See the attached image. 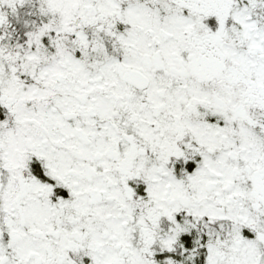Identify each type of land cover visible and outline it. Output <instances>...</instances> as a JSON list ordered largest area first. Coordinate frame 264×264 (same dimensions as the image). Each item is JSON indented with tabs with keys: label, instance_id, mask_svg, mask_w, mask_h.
<instances>
[{
	"label": "snow or ice",
	"instance_id": "snow-or-ice-1",
	"mask_svg": "<svg viewBox=\"0 0 264 264\" xmlns=\"http://www.w3.org/2000/svg\"><path fill=\"white\" fill-rule=\"evenodd\" d=\"M0 264H264V0H0Z\"/></svg>",
	"mask_w": 264,
	"mask_h": 264
}]
</instances>
